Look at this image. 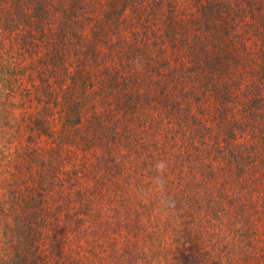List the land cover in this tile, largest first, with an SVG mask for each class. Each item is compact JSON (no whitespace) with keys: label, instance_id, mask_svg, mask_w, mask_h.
Returning a JSON list of instances; mask_svg holds the SVG:
<instances>
[{"label":"rangeland","instance_id":"1","mask_svg":"<svg viewBox=\"0 0 264 264\" xmlns=\"http://www.w3.org/2000/svg\"><path fill=\"white\" fill-rule=\"evenodd\" d=\"M0 264H264V0H0Z\"/></svg>","mask_w":264,"mask_h":264},{"label":"trees","instance_id":"2","mask_svg":"<svg viewBox=\"0 0 264 264\" xmlns=\"http://www.w3.org/2000/svg\"><path fill=\"white\" fill-rule=\"evenodd\" d=\"M26 227H27V228L29 227L28 223H27ZM28 229H29V228H28Z\"/></svg>","mask_w":264,"mask_h":264}]
</instances>
